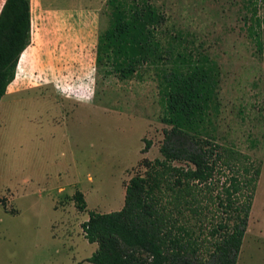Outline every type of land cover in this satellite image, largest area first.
<instances>
[{
  "label": "rangeland",
  "instance_id": "obj_1",
  "mask_svg": "<svg viewBox=\"0 0 264 264\" xmlns=\"http://www.w3.org/2000/svg\"><path fill=\"white\" fill-rule=\"evenodd\" d=\"M107 1L30 0L31 43L0 101V264H91L89 213L119 211L143 160L160 158L168 127L156 71L120 80L96 67ZM152 1L166 17L163 41L180 33L220 68L218 142L261 162L237 264H264V56L244 29L243 2Z\"/></svg>",
  "mask_w": 264,
  "mask_h": 264
},
{
  "label": "trees",
  "instance_id": "obj_2",
  "mask_svg": "<svg viewBox=\"0 0 264 264\" xmlns=\"http://www.w3.org/2000/svg\"><path fill=\"white\" fill-rule=\"evenodd\" d=\"M244 29L264 56V0H241ZM109 23L98 36L95 64L129 80L153 69L165 124L160 158L144 159L123 207L91 212L84 237L97 249L91 264H237L247 231L261 162L219 143L221 71L205 51L166 36V17L152 0H108ZM31 43L30 0H4L0 9V100ZM150 148L148 142L142 153ZM80 211L85 203L78 199Z\"/></svg>",
  "mask_w": 264,
  "mask_h": 264
},
{
  "label": "crops",
  "instance_id": "obj_3",
  "mask_svg": "<svg viewBox=\"0 0 264 264\" xmlns=\"http://www.w3.org/2000/svg\"><path fill=\"white\" fill-rule=\"evenodd\" d=\"M24 54V53H23ZM23 54L21 55V57L23 56ZM8 88V87H7ZM7 91V90H6ZM1 101V100H0Z\"/></svg>",
  "mask_w": 264,
  "mask_h": 264
}]
</instances>
